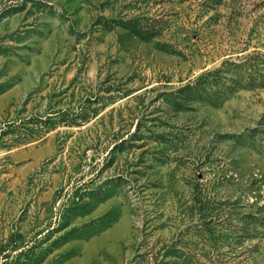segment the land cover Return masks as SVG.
I'll use <instances>...</instances> for the list:
<instances>
[{"label":"rangeland","instance_id":"374dc122","mask_svg":"<svg viewBox=\"0 0 264 264\" xmlns=\"http://www.w3.org/2000/svg\"><path fill=\"white\" fill-rule=\"evenodd\" d=\"M0 264H264V0H0Z\"/></svg>","mask_w":264,"mask_h":264}]
</instances>
